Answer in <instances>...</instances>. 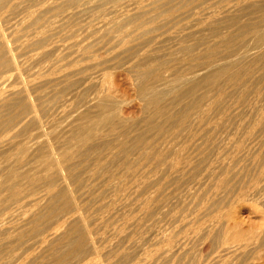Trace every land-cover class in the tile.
I'll return each instance as SVG.
<instances>
[{
  "label": "bare ground",
  "instance_id": "bare-ground-1",
  "mask_svg": "<svg viewBox=\"0 0 264 264\" xmlns=\"http://www.w3.org/2000/svg\"><path fill=\"white\" fill-rule=\"evenodd\" d=\"M99 1L0 0V264H255L264 0Z\"/></svg>",
  "mask_w": 264,
  "mask_h": 264
},
{
  "label": "rangeland",
  "instance_id": "rangeland-1",
  "mask_svg": "<svg viewBox=\"0 0 264 264\" xmlns=\"http://www.w3.org/2000/svg\"><path fill=\"white\" fill-rule=\"evenodd\" d=\"M97 2L99 1V0H96ZM115 1V0H114ZM116 1H118V2H116ZM115 1V3H117V4H119V5H122V6H127V4L128 5H130V3L132 2V1H135V0H116ZM96 2V3H97ZM100 2V1H99ZM98 2V3H99ZM126 2H127V4H126ZM133 3V2H132ZM131 3V4H132ZM95 4V3H94ZM89 5V4H88ZM88 5L86 6V8L88 7ZM92 6H93V4H91ZM111 5H106L105 7L106 8H109ZM89 8H90V6H89ZM93 8V7H92ZM91 8V9H92ZM88 12H90V14H88ZM93 12H95L94 10H92V12H91V10L89 9L86 13L87 14H85V15H83L82 16V20H83V18H84V23L85 24H88V23H90L91 25H94V26H99V25H101L100 24V22H101V20L102 19H98V22H97V14H94ZM120 12V11H119ZM91 13H93V14H91ZM96 13V12H95ZM121 12L119 13V14H116V15H113V16H111V17H117V18H119V20H120V18H121ZM88 16V17H87ZM91 18H90V17ZM93 16V17H92ZM96 16V17H95ZM96 19H95V18ZM88 19H90V22L88 21ZM95 19V20H94ZM86 20V21H85ZM88 21V22H87ZM93 21H95V22H93ZM93 23V24H92ZM95 23H96V25H95ZM98 23H99V25H98ZM104 54H102V56H103ZM126 64V65H125ZM122 63V65H119V67L120 68H118V66H117V68H115V66H114V70H113V66H111V68H112V70H111V68L108 70V77H107V79L108 78H110V80H113V81H110L109 79L107 80L108 82H107V86H108V90L110 89V91L109 92H113L112 94L115 96V98L117 99V100H119V102L121 103L120 104V112H121V115H122V117L123 118H133V117H135V118H138L139 117V115L141 116V111H142V103L140 102V100L138 99V96H137V94H136V86H135V77H133V73H130V71L129 70H127L126 71V68H128L127 67V65H129V64H127V63ZM122 66H124V67H122ZM126 67V68H125ZM114 72V73H113ZM114 74V75H113ZM131 74V75H130ZM133 79V80H132ZM111 82V83H110ZM109 83V84H108ZM115 83V84H114ZM111 84V85H110ZM109 86H112L111 88H109ZM135 86V87H134ZM112 90V91H111ZM122 105V106H121ZM140 111V112H139ZM139 112V113H138ZM138 116V117H137ZM134 119V118H133ZM251 203H253V202H249V204L248 203H246L247 205L245 206H243L242 208H240V210H241V212H240V210H239V215L238 216H241V217H239L240 219H242L241 221L243 222L244 221V227L245 228H247V223L248 224H250L251 222H255V220H257V214H256V208H261V207H259V205L257 206V204L256 205H253V204H251ZM252 207V208H251ZM242 213V214H241ZM243 216V217H242ZM247 222V223H246ZM261 253H259L258 255H259V259L255 262V264H264V250H262V251H260Z\"/></svg>",
  "mask_w": 264,
  "mask_h": 264
}]
</instances>
